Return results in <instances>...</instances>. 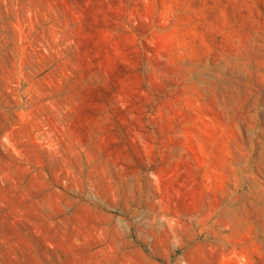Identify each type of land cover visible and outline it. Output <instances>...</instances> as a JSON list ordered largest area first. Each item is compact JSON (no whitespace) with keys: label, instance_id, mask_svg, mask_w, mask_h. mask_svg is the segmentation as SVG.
<instances>
[{"label":"rangeland","instance_id":"rangeland-1","mask_svg":"<svg viewBox=\"0 0 264 264\" xmlns=\"http://www.w3.org/2000/svg\"><path fill=\"white\" fill-rule=\"evenodd\" d=\"M0 264H264V0H0Z\"/></svg>","mask_w":264,"mask_h":264}]
</instances>
